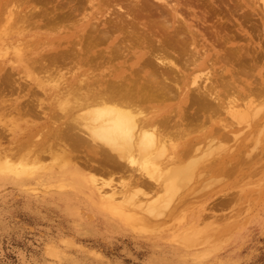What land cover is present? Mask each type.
I'll use <instances>...</instances> for the list:
<instances>
[{
    "label": "rangeland",
    "instance_id": "obj_1",
    "mask_svg": "<svg viewBox=\"0 0 264 264\" xmlns=\"http://www.w3.org/2000/svg\"><path fill=\"white\" fill-rule=\"evenodd\" d=\"M92 1L84 0L79 11L73 13L68 8L66 0H0V167L13 163L14 166L19 165L33 172L30 174L23 171L25 174L17 176L0 169V264H264V142H262L264 109L259 106L261 104L264 108V103H261L264 94L248 97L256 102L254 106L257 104L259 110L256 109L253 113L248 109L247 112L251 113L244 114L246 109L243 108L241 119L246 120L240 119L238 125L233 124L234 119L226 115V111H223L219 117L214 116L215 120L218 118L224 123L230 124L232 121L231 124L235 125V128L232 127L233 134L242 137H238L237 142L231 140L229 144L226 143L228 147L233 146L228 152L229 155L218 153L216 155V151H210L212 155H207L208 146L203 142L198 144L193 152L200 150L206 153V156L200 152V155L194 156L191 151L182 158L178 153L176 162L163 167L162 170H165L163 174L166 171L184 170L190 159L204 157L193 174L194 179L185 183L177 182L179 186L175 192L177 195L174 194L172 205L170 204L168 210L163 213L165 215L162 214L161 217L139 214L136 221L128 219L124 213L102 201L92 180L112 182L118 188H121V184H126L127 191L129 190L126 195L134 194L136 200L144 198L149 203L160 197L165 199L163 188L167 181H139L140 178L142 179L140 173L125 166L121 168L118 164L115 165L116 168L109 164L108 166L101 161L100 155L96 158L89 150L73 151L72 153L78 156L73 160L71 155L66 156L61 150L48 148L49 143L52 142L48 136L50 124H57L61 120L60 126H66L69 123L73 124L72 122L78 117L84 120L82 124L86 122L85 115L89 109L73 110L70 104L76 100L72 98H69V102L64 105L66 97L61 93L64 88L71 86L69 85L71 74L84 72V75L89 68L85 67L77 71V68L70 65L71 71L67 73L68 70L65 71L63 67L61 71L64 72L62 74L65 75L64 79L55 78L56 83L41 72L40 63L33 64V61L48 65L56 53L67 52L72 45L79 49L84 35L92 30L91 26L97 24L98 19H102L103 23L118 22L121 13L122 17L127 16L119 10L120 8L132 9L130 5L134 2L133 7L136 9L140 4L144 6L143 3H146V0L144 2L141 0L142 3L140 0H129V5L126 4L127 0L123 1L124 3L113 0ZM150 1L147 0V4L156 12L146 8L147 12L155 16L162 12V18L158 16L162 26L163 20H166L165 17L168 19L169 15L170 19L174 18L173 25L178 24L177 17L181 20L179 24L185 25L183 27L188 32L184 35L191 38L192 34L195 43L197 42L194 47L187 48L194 50V54L198 58H203L205 63L210 61L209 64H215L218 59L222 60L219 56L222 55L221 57L224 58L232 48L234 51L241 47L240 54L238 50L233 52L234 54L237 52L238 55H235L238 60L237 58L234 60L235 56H232L234 62L229 61L230 55H234L229 52V57L226 56L229 58L227 59L229 63L227 64L226 60L223 63L220 61L214 69L216 75L219 74L217 71H220L219 77L229 76V79L225 80H231L236 87H242L240 94L235 92L234 95L238 96L241 106L251 101L245 98L248 94L246 93L248 89L245 88L257 84L258 81H260L258 88H264L261 87L264 83V5L261 0H219V3L218 0H180L181 6L177 7L176 13L165 6L170 11L166 9L169 12L166 13L167 11L163 10L165 8L162 9L164 5ZM110 2L116 3L114 4L116 9ZM191 2L194 5L187 9L188 7L184 5ZM28 3L38 11H35L34 17L28 20L30 24L28 26L32 31L24 32L25 36L21 39L5 35L8 28L27 26L26 22L20 20L15 22V16L10 17L9 12L13 10L16 13V8L24 10ZM156 4L158 6L155 8ZM60 6L62 8H58ZM115 10L116 12L119 10L120 14L112 12ZM163 13L166 14L165 17L162 16ZM158 19L155 17L154 25L158 31H161L158 29L162 28L158 24ZM82 22L89 23L90 26L81 28L79 24ZM180 28L183 29L182 26ZM184 29L181 33H185ZM121 36L118 39L121 43L125 42L124 36ZM156 38L158 39V36ZM224 43L226 47L222 45ZM123 45L125 46V43ZM136 45H131L134 47H131V50L126 48V52L117 60L119 63L117 61L113 63L114 67L106 64L108 60L106 59L102 71L106 72L119 66L117 69H121L127 75H133L134 72L136 74V68L142 67L139 65L142 61L135 63L136 57L146 53L143 46ZM111 46L101 44L95 54L109 57ZM15 47L18 50L15 51ZM225 48L229 50L227 53ZM100 50L105 51V54ZM241 54L250 57L243 56L244 61L247 59L250 61L249 64L246 63L247 61L243 62L245 64L241 62L243 61ZM192 55L187 54L185 56L189 58H181L187 61L183 60V67L191 66ZM237 61L242 63V67L236 66ZM254 61L257 62L255 63L257 66L253 73L251 67L254 69ZM247 64L248 68L245 69ZM241 70L243 72L248 70V76L251 75L252 78L250 76L247 78L246 73H243L246 77L240 75ZM187 72H190V80L193 79L191 77H194V74L192 75L194 72H198L197 76L201 77L206 73L198 69ZM90 74H93V71ZM53 84L54 86H51ZM247 85L248 87H245ZM232 96L231 94L230 97ZM229 98L224 99V102L226 103ZM241 100L249 102H241ZM174 102H166V108L169 107L167 114L175 113L179 100ZM184 111L188 112L191 109L185 108ZM242 113L238 114L237 120ZM251 114L256 117L251 118L252 116H249ZM190 128L194 129L196 125L194 127L192 124ZM255 131H259L260 134L257 132V135ZM197 132L198 130L195 131ZM198 135L200 136L201 132ZM183 150L184 146L180 151ZM86 156L89 157V163L84 164L88 168L82 163ZM105 192L110 193L111 189L105 187ZM119 192L122 193L123 189ZM185 237L186 239L194 237L195 241L201 244L195 241L193 244L183 243Z\"/></svg>",
    "mask_w": 264,
    "mask_h": 264
},
{
    "label": "bare ground",
    "instance_id": "obj_2",
    "mask_svg": "<svg viewBox=\"0 0 264 264\" xmlns=\"http://www.w3.org/2000/svg\"><path fill=\"white\" fill-rule=\"evenodd\" d=\"M83 1L84 0H66V3H67L68 8L71 11H73V13L74 12L76 13L79 11V7L80 8L82 7V4L84 3ZM113 1H116V2L124 1L125 2V0H113ZM130 1L127 0L126 4L129 5ZM142 1L144 2L145 0H142ZM142 1L140 3H142ZM172 1H175V3H173ZM153 2L164 5V7L162 6V9L163 8L165 9L163 10H166L168 8L170 9V11L175 12V13L178 11L177 7L181 6L180 0H151L150 1V3H153ZM217 2L219 3V0ZM102 3H104V1ZM132 3L134 4V2ZM261 3L264 5V0H261ZM110 4H112L114 8L115 7L114 4L116 3L110 2ZM133 4L130 5L133 10L125 9V8L119 9L124 14H127V16L124 18L122 17V13H121V18L120 20H118V22L107 21L106 23H103L102 19H98V23L91 26L92 30L89 31V33H86L84 35L83 37L84 40L81 43V47L79 49L74 47V45H72L73 47L71 46L67 52L56 53L55 57L51 59L48 65H42L41 62L39 61L36 62V60L33 61L34 62L33 64L40 63L39 65L41 66L39 67L41 69V72H44L47 75L46 77L52 78L53 80L50 79L52 81L54 80L56 81L55 78H58L59 80L64 79L65 75L62 76L64 72L62 73L61 71L63 67H64V70L65 69L68 70L67 73L68 72L70 73L71 71L70 65H73L75 68H77V71H80L81 69L85 67H88L90 69V72L88 69V71L85 72L84 75H83L84 72L80 74H77L76 72H74L73 74H71V77L69 79V85L71 86L64 88L63 93H61L64 97H66L64 98L65 99V101L63 102L65 103L64 105H66V103L69 102L68 100L69 98H72L76 100L73 104H70L73 110L76 111V109H79V110L89 109L87 114L85 115L86 122L82 124L83 119L78 117L77 120H74V122H72L74 125L70 123L69 124L66 123L67 124L66 126H60L61 120L57 124L49 123L50 125L49 124L48 125L50 128L49 129L50 133H48L49 134L48 136L52 140V142L49 143L48 148L51 147L57 150H61L63 151V154H66V156L71 155V158L73 160L78 158L77 154L74 155L72 153L73 151H80L82 149L89 150V152L92 153L94 157L97 158L100 155L101 161H103V163H106L107 165L109 164L113 166V168L115 167L116 164H118L121 166V168H124L122 166H125L126 168L132 169V171L134 170L135 172L140 173L142 176V179L140 178L139 181H157V182L167 181V184L165 185V187L163 188L164 185L162 186L163 190L165 191V194H164L165 199L163 200L160 197L158 198L160 200L155 199L149 203V201L144 198L143 200L139 198H138L139 200H136L135 199L136 195L134 194L126 195V193L129 191V190L127 191L126 184H121V188H118V187H115V185L112 182H102L100 179L92 180L95 184L96 192L99 194V196L101 197L102 201L105 204H107L113 209H116L117 211L121 213H124L128 217V219L132 221H136V217L139 214H143L142 216H144L145 214V216L147 215L150 217L151 216L161 217V215L164 212H166V210H168V208L170 207V204L173 203L172 199L175 198L174 194L177 195V193H175L177 192L176 189L179 187L177 186V182L185 183V181L187 180L189 181L190 179L192 180V178L194 179L193 174L195 173L200 162L202 161L203 156L201 157V159H198V158L190 159V161L188 162L189 164H187V166L185 165L186 167L184 168V170L179 169V170H176L175 172L166 171V173L163 174V172L165 171V170H162L163 167H166L168 164H172L176 162L177 158L179 157L178 153H180L182 158L187 156L191 151L194 156H196L195 154H199V152L200 154H204L206 156V153L200 150H198V152L196 151V153H194L195 151L193 152V149H196V146L198 144L204 142V143H207L204 145L208 146V149H206L208 151L207 155H212L211 153H209L210 151L212 152L216 151L215 152L216 155L217 153L219 155H225V156L229 155L228 152L231 150V147L233 146L228 147L229 146L228 144L231 142V140L236 141V142L239 140V139L237 140V138L239 137L238 136L239 134L238 135L233 134L232 127L235 128V125L233 124L238 125L237 123H239L238 121L241 119V116L244 113L243 108L244 110L246 109L245 110L246 112L244 114H250L251 113L250 111H252L253 113L256 112L257 104L256 106H254L256 102L254 100H251V98H248V97L250 95L251 97L252 95H255V96H261L260 94L263 95L264 88H258L260 87L258 84L260 81H258V79L254 77L258 81L257 84L250 83L251 85L249 87L248 85L245 86V87H248V88H245L246 90L248 89V91H246V93L248 92V94L245 96V98L251 101L249 102L246 100L247 103L248 102L249 103L244 106H241L242 103L239 104L238 101L240 100L237 99L238 96H234V95L236 94L235 92L240 94L239 91L242 89V87H236L235 83H232L231 80H225L227 77L225 78V76L223 75L219 77L220 71L218 69H217L218 70L217 74L219 72L218 74L219 76L216 75V72L214 71V69L217 67L218 62L220 63V61H222L223 63L225 62L224 60H226L228 64L229 61H232V58H233L232 56H235L234 57V60H235V58H237L235 54H237V52L238 54H240L239 50L241 47L239 49L238 48L235 49V50H238L235 54L233 53L235 51V50L233 51L234 48H232L231 52L227 50V48H225L227 50L225 51L226 53L229 51L231 54L232 53L234 54V55H230V53L228 52L227 54L228 57L229 55L231 56L229 57L231 58L230 60L228 57H226L227 55L224 56V58L221 57L222 56L221 55L219 57L222 60L218 59L217 63L215 62V64L214 63L209 64L210 61L209 63H205L203 58H198L197 55L194 54L195 53L193 52L194 50L188 49L189 48L188 46L194 47L197 42L195 43V40L192 34H191V38L190 36L188 38L186 35H184L186 34L187 30L185 27H183L185 25L179 24L181 20L178 17H177L178 20L176 19L177 20L176 22L178 24L176 23L177 25H173L174 18L171 17L170 19V15L168 14L169 15L168 19H170L168 21L167 17H165L166 14L163 13L164 15L162 16H164L166 20L165 21L163 20L164 24L162 26L160 23L161 19L160 20L158 19V16H160L159 18H162L161 17L162 12L161 13L159 12L160 15L158 16H155L147 12V9L148 10L150 9L149 4H147V0H146V3H143L147 6L145 5L141 6L140 4L139 7L134 9ZM158 4L154 5L155 8L156 6H158ZM192 4L194 5V3L192 2L190 4L186 3L184 6H187L188 7L187 9H190L193 6ZM61 5L63 6L64 4H61ZM62 6L58 8H62ZM134 6L136 7V5ZM165 6H167V8ZM151 8L152 9L150 10L153 11L152 6ZM95 10L97 11V9ZM119 10H117V12L116 10L112 12H116L115 14L117 13L120 14ZM16 11L17 12L15 13L13 10H10L9 12L10 17L15 16L16 18L15 22H17V20H20V22H26L27 26H24V28L23 26L15 27L14 29L8 28L5 31L6 32L5 35L7 34L11 38L19 37L21 39L22 37L25 36L24 32L32 31L30 29L31 27L28 26L30 25L28 24V20L29 18L31 20L34 17V15L36 14L35 11H37V8L33 6L31 7L30 4L28 3L27 7L24 8V10H21L20 8H16ZM168 11L166 13L170 12ZM153 12H156V11H153ZM23 13H25V15H22ZM155 17H157L158 19L157 21H159L158 24L162 26V28H158L161 31H158L156 29L157 27L154 25ZM23 24L25 25V23ZM178 25L182 26L183 29L185 28L184 29L186 30L185 33H181V30L183 31V29H181L180 26ZM79 26L81 28L89 27L90 24L89 23L85 24L84 22H82L79 24ZM174 26L179 27V29L177 30V27L174 28ZM217 28L220 29L219 27ZM121 35L124 36L123 40H125V42L123 41L121 43L120 39H118V37ZM157 36H158V39H160L159 41H157L158 40L156 38ZM183 36H186L189 40L186 37L184 38ZM75 39L76 38H74V40ZM118 41L119 43H117ZM124 43L126 47L123 45ZM101 44H106V45L108 44L112 46L114 45V47L111 46V49H110L111 52L109 51L110 54L108 53L109 57H107L106 55L95 54L97 52L96 49ZM136 44L143 46L146 49V53L143 56L137 55L136 57L137 61L135 63H139L140 61H142V63L139 65H142L143 67V68L140 67L139 69L136 68L135 70L137 71L136 74L133 71L134 72L133 75H129V74L127 75L121 69H117V67L119 66H117L116 69H108V71L105 69L106 72L102 71L101 68L106 62V59H108L106 64H108L109 66L111 65V67H114L113 63L123 56V54L126 52L125 51L126 48L127 50L128 49L131 50V47H133L134 45L137 46ZM224 44L222 45L226 47V44L225 45ZM127 45L129 48L127 47ZM222 45H219V46H222ZM186 48L188 49V52ZM14 49L15 51L18 50L17 47H15ZM64 49L62 50L64 51ZM228 49H231V48H228ZM101 51L102 53L104 52L103 54H105V51L100 50V52ZM192 52L194 55H192ZM205 52H203V54ZM244 53H247V52H244ZM187 54L192 55L193 57L191 56V58H193V60L190 61L192 62L190 63L191 66L188 65V67L186 68V67H183V64H182L183 60L184 61L186 60L181 59V58H184V57L186 58L187 56L185 55ZM179 56L181 57L178 58ZM243 56L244 55H242L243 61L241 60V62L243 63L247 61L246 63L249 64L250 61H248V59L244 61V58L246 56H244V58ZM130 59L128 60L131 61ZM234 60L232 61V63L234 62ZM30 62H32V60ZM237 63L238 61L236 62L237 67L239 65L242 67L241 65L242 63L241 64L240 63L237 64ZM255 63L257 64L256 61H254L253 64ZM248 64L247 66H245V69L248 68ZM256 64L254 65L255 66L254 69L250 65L253 73L257 66ZM250 67H249V73L251 74L252 72L250 71ZM128 68L130 67L128 66ZM194 69H198L200 70V72H203V73L206 72V73H204L205 75L201 77L199 75L197 76L198 72L195 73L196 72L195 71L194 73H192V75L194 74V77L193 76L191 77L193 78L191 79L192 80L191 81L189 77L190 72H187V70L193 71ZM243 70H241L240 75H244V77H246V75L248 76V70L246 72H243ZM91 71H93V74H90ZM243 73H246V75ZM185 75H188V76L186 77ZM249 76L251 77V75ZM249 76L247 78H249ZM234 77H238V76H234ZM218 78H221V79L219 80ZM227 79H229V76ZM238 79L240 80V78ZM238 79H236L238 83L242 84L240 83L241 81L239 82ZM61 83L60 85L63 84ZM263 84L261 87H264ZM51 86H54V84ZM182 93L184 94V96ZM228 93L230 95L232 94L233 96L230 97ZM227 98L229 99L226 100V103H225L224 99H227ZM174 100H179L178 102L179 106L177 107L176 111L173 108L175 111L174 114L173 113L167 114L169 107L166 108L165 106L166 102L168 101L174 102ZM246 101L241 100V102H246ZM261 101H262L261 103H264L263 102L264 100H261ZM259 106L261 107V109H264L261 106V104ZM185 108H190L191 111L186 112L184 111ZM248 109L250 110L249 112H247ZM223 111L224 112L226 111V115L231 116L234 119L235 122L233 121V124H231L232 121L230 122V124H228V123L222 122L223 120L222 121L218 120V118L216 120L214 119V116L215 118L216 116L218 117L221 116V114H223L222 113ZM240 112L241 113L243 112V113L238 117L239 119L237 120L236 117L238 116V114H240ZM261 113L263 114V112ZM252 115L253 114L249 116H252ZM253 117L254 116H252L251 118ZM257 119L258 118H256V120ZM241 120L244 121L246 119L243 118ZM192 124H194V127L196 125V128L191 129L190 126ZM246 127L244 129H246ZM262 127H258V128H262ZM197 130L198 132L195 133V131ZM200 132H201V135L199 136L198 134ZM257 132L258 134H260L259 131ZM238 133H240V131ZM263 140L262 142H264ZM183 146H184V150L180 151V149ZM214 148L215 150H213ZM88 161H89V157L86 156L85 160H83L82 163L84 164V163H87ZM84 165H85L84 167L88 168L86 164ZM109 168H112V167H109ZM0 169H2V171L4 172H9L17 176H22V174H25L23 171L33 174V172L30 171L29 169L27 168L25 169V167H22V166L19 167V165L14 166L13 163L12 164L7 163L4 166H1ZM105 187L110 188L111 192L106 193ZM121 189H123L122 193L119 192ZM195 240L196 239L194 237L190 239L189 238L186 239L185 237L183 238L182 241H184L183 243H186V244H193ZM195 243L201 244V242H198V241H195Z\"/></svg>",
    "mask_w": 264,
    "mask_h": 264
}]
</instances>
